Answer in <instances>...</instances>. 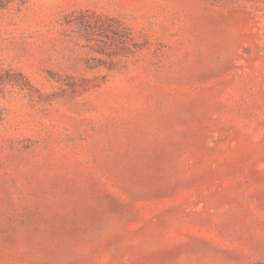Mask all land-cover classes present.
Instances as JSON below:
<instances>
[{
  "label": "rangeland",
  "instance_id": "1",
  "mask_svg": "<svg viewBox=\"0 0 264 264\" xmlns=\"http://www.w3.org/2000/svg\"><path fill=\"white\" fill-rule=\"evenodd\" d=\"M0 264H264V0H0Z\"/></svg>",
  "mask_w": 264,
  "mask_h": 264
}]
</instances>
